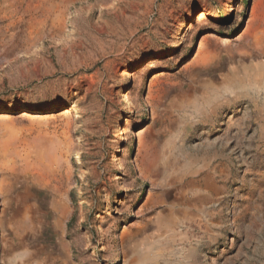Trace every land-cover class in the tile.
Listing matches in <instances>:
<instances>
[{
	"label": "rangeland",
	"instance_id": "rangeland-1",
	"mask_svg": "<svg viewBox=\"0 0 264 264\" xmlns=\"http://www.w3.org/2000/svg\"><path fill=\"white\" fill-rule=\"evenodd\" d=\"M260 2L0 0V146L3 117L74 142L50 186L0 147V264H264Z\"/></svg>",
	"mask_w": 264,
	"mask_h": 264
},
{
	"label": "bare ground",
	"instance_id": "bare-ground-1",
	"mask_svg": "<svg viewBox=\"0 0 264 264\" xmlns=\"http://www.w3.org/2000/svg\"><path fill=\"white\" fill-rule=\"evenodd\" d=\"M58 15L56 14L55 17ZM60 16V15H59ZM202 16V14H201ZM204 17H200L202 19ZM33 31L31 34L30 41L32 47H37L40 41L46 36L47 32L45 26L41 25L39 27V22L34 21ZM63 20H58L57 24L61 27ZM54 23V22H53ZM66 28V27H65ZM61 30V29H60ZM58 31V30H57ZM59 33V32H58ZM247 38L250 40L252 36H259L258 43L261 44L264 38V3L263 0L255 8L254 17L249 23L247 28ZM53 34V32H52ZM61 34V33H60ZM252 34V35H251ZM55 36V35H54ZM58 36V34H57ZM204 41H208L209 49L207 53H215V48L212 47V42L207 38H204ZM214 43V42H213ZM203 45L200 43L199 48H202ZM26 112V111H25ZM27 114L21 115V118H24ZM5 119V136L6 139L1 143V152L3 153L4 158L14 162L17 157H20V152L16 149L20 146L24 147L23 150V159L25 162L26 170L31 175L34 182L43 185L50 186L55 182V178L62 176L64 170L70 172L69 166V154L74 148V142L72 135L69 133L70 122L67 123V128L63 134H58L57 132H51L48 125L46 124V117L31 119L29 126L21 128L19 131L15 127V123L3 117ZM141 139V145L146 143L145 135L138 134ZM17 151V152H16ZM21 159V157H20ZM6 160V162H8ZM14 160V161H13ZM155 185V183H153ZM64 186L58 183L54 186L56 192H59ZM55 193V192H54ZM57 194V193H56ZM60 194V193H59ZM158 195L153 194L149 197V202L156 203L158 200ZM60 200V199H59ZM53 208L55 210L56 224L58 227L63 228V224L67 219L68 214L70 213V206L61 201L54 200ZM63 240V239H62ZM65 243V242H63ZM62 243V244H63ZM67 243V242H66ZM64 245V244H63ZM114 248H116L113 245ZM116 250V249H114Z\"/></svg>",
	"mask_w": 264,
	"mask_h": 264
},
{
	"label": "water",
	"instance_id": "water-1",
	"mask_svg": "<svg viewBox=\"0 0 264 264\" xmlns=\"http://www.w3.org/2000/svg\"><path fill=\"white\" fill-rule=\"evenodd\" d=\"M263 3H264V0H263ZM245 25H246V23H245ZM198 45H199V41H197V45H196V48L198 47Z\"/></svg>",
	"mask_w": 264,
	"mask_h": 264
}]
</instances>
